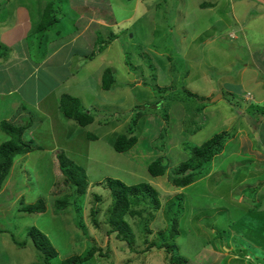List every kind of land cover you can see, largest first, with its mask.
Returning a JSON list of instances; mask_svg holds the SVG:
<instances>
[{"label": "rangeland", "instance_id": "1", "mask_svg": "<svg viewBox=\"0 0 264 264\" xmlns=\"http://www.w3.org/2000/svg\"><path fill=\"white\" fill-rule=\"evenodd\" d=\"M19 1L0 0V29L13 21L12 10ZM51 1L61 3V9L54 6L59 22L40 33L30 30L25 40H32L33 55L40 43L44 51L66 40L64 48L49 61L38 60L39 72L25 82L30 104L24 111L16 107L17 96H0V124L30 121L24 138L27 135L37 146L15 158L0 189V264L41 263L29 236L34 226L57 251L51 264L83 256L92 246L99 250L85 264H170L165 249L143 250L168 235L175 213L180 234L171 252L175 259L185 258L180 264H264V4L258 0ZM26 2L38 21L40 5ZM110 34L116 38L105 47L100 40ZM27 67L33 69L30 63ZM107 68L115 77L109 91L102 87ZM7 73V67L0 66V90L16 82L3 81ZM28 75L25 70V78ZM57 86L61 89L52 92ZM74 91L95 116L87 127L66 117L58 106V94ZM37 99L41 103L32 105ZM42 104L48 117L35 109ZM140 111L143 114L134 124ZM132 124L134 133L129 132ZM224 131H236V141L228 140L224 152L207 162L191 185L175 186V174L190 157V149ZM122 134L136 135L138 142L120 153L113 143ZM7 139L0 127V145ZM156 143L163 148H155ZM59 153L84 169L85 227L77 226L76 206L60 211L55 205L56 199L75 190L60 170ZM160 157L166 171L154 177L148 165ZM191 171L199 170L191 167ZM107 178L129 185L146 182L158 190L160 208L153 211L146 244L140 216L131 221L133 246L108 233L105 213L95 226L94 195H109ZM41 198L44 213L20 210ZM25 241V246L18 245ZM100 249L106 256L100 255Z\"/></svg>", "mask_w": 264, "mask_h": 264}, {"label": "trees", "instance_id": "2", "mask_svg": "<svg viewBox=\"0 0 264 264\" xmlns=\"http://www.w3.org/2000/svg\"><path fill=\"white\" fill-rule=\"evenodd\" d=\"M25 1H30L31 3L40 5L38 21L34 19L32 10L30 7H28L30 5H28L27 2L25 3ZM19 4L25 5V7L30 12L31 21H33L31 32L33 33H40L51 27L54 29L55 25L60 20L58 16L54 15L56 11L54 7L55 4L57 9H61L60 2L57 3L56 1L50 0V2H46V4H44L41 0H21L19 1ZM115 38L116 36L114 34H110L108 38H102L103 40H100V42H104L106 43L104 46H108ZM104 46L100 47V49L103 50L106 47ZM5 49L6 46L0 42V55H3L2 51ZM114 83L115 77L112 69H105L102 75L103 89L108 91L112 90L114 88ZM183 92L188 94L190 97L200 99L197 95L190 91L183 90ZM148 107L150 106L147 105V108ZM59 108L66 117L74 120L82 127H87L95 122L94 114L86 109L81 100L76 96L63 94L59 98ZM142 114V111L138 112V114L135 116V119L133 120L134 124H136V121L141 118ZM163 115L166 119H169V115L166 114L165 111L163 112ZM29 122L30 121H28L27 124L18 125L15 124L14 121L3 120L0 124L2 131L8 135V139L0 145V189L2 188L4 182L9 178L15 158L17 156H25L29 154L37 147L32 145V141L26 139L28 137L27 135L26 138H24V133L27 131V129L30 130L29 128L32 126V123ZM134 124H132L129 128L130 133L135 132ZM235 132L236 131H224L217 133L200 146L190 149V157L181 164L180 170L175 174L174 185L179 188L191 185L192 182H194L196 176L201 174V172L205 169L204 165L223 151L224 145L228 140L234 137ZM137 142L138 138L136 135L122 134L119 135L114 141L113 147L117 152H128L137 144ZM155 145L156 147H154L157 149L163 148L157 143ZM57 158L60 162L59 164L62 174L65 176V178L69 179L70 185L75 187V190L72 194H65L56 199L55 205L57 210L63 211L70 205L76 206V210L80 214V216L77 215V226L85 227L81 201L87 195L88 182L85 179L84 169L74 161L67 159L64 153H59ZM162 161L163 158L160 157L148 165V171L152 176L158 177L165 174L166 166L162 163ZM191 167L196 171H199H191ZM105 185L109 191V195L107 197H103L99 193L94 195L95 208L92 207L91 214L93 215V220L96 222L95 226L99 227V216L105 213L107 225L110 227L108 233H115L116 237L122 238L129 245L133 246L134 236L132 233L131 221L133 216H140L143 218L141 226L146 234L144 240V244H146L148 242L147 240L149 235L148 225L149 222L154 218L153 211L160 208L158 190L155 189L150 183L142 182L139 184L129 185L119 179L114 178H107L105 180ZM141 206H146V208H142ZM20 210L30 214H41L46 211V206L44 200L41 198L37 203L25 206ZM105 210L107 212H105ZM101 211L103 212L101 213ZM143 214L146 215L143 216ZM178 227V218L175 213L173 214L170 228L166 231L168 235H163V237L160 239V242H151L144 248L143 252L150 251L154 247L158 249H165L169 255L170 264H180L181 262H186L185 258L175 259L177 258L176 254L171 252V248L174 247V244L172 243L176 240V238H178L180 234ZM29 236H31V240L35 248L39 251L40 258H42L40 264H51V260L57 256V251L51 244V241L47 235L39 228L34 226L29 232ZM13 239L16 242V239ZM26 243V241L20 242L18 245L25 246ZM98 250L99 249L96 246H92L90 247V250L87 254L64 259L62 264H85L93 258L94 254L98 252ZM99 252L101 253L100 255L106 256V254L102 253L101 249Z\"/></svg>", "mask_w": 264, "mask_h": 264}, {"label": "crops", "instance_id": "3", "mask_svg": "<svg viewBox=\"0 0 264 264\" xmlns=\"http://www.w3.org/2000/svg\"><path fill=\"white\" fill-rule=\"evenodd\" d=\"M12 14H13V21L5 23L0 29V40L6 46V49L2 51L3 55H0V66L2 65L6 66L8 70V73L5 74V76L2 77L1 79L3 81H7V79H11L16 82L14 86L10 87L8 90H0V96H4L6 98L17 96L20 99L17 101L16 107L17 108L21 107L22 111H24L26 109L25 104H30L25 96V82L29 77L39 72L41 63H39L38 60L42 58L41 60H44L46 62L58 56V54L56 53H58V51L60 52V50L64 48L63 46L66 40H60L59 43H56L51 47V50L50 48H46V50L44 51L41 50L42 46L40 43V47H38V50L36 49L37 47L35 48V53L33 55V53L31 52L32 47L30 45L32 40H25L26 38L28 39L29 31L32 28V21L29 10L25 7V5L17 4L13 7ZM60 33L61 32H59V34ZM47 41L51 43H55V40H47ZM62 58L63 57H60V59ZM65 62L68 61L66 60ZM29 63L31 66H33L32 70H29V68L27 67V64L29 65ZM25 70L28 71L29 73V75L26 78H25ZM63 78L67 79L65 75L63 76ZM34 87L35 88L33 91L37 92L36 86ZM60 89L61 86H57L53 88L52 92L56 91L57 93V91ZM75 93L78 94L77 91H74L71 95L76 96ZM63 94L64 93L58 94L56 96V99L58 100V106H59V98ZM77 96H78L77 98H80L79 95ZM39 103H41V100L37 99L32 105ZM35 109L39 110L40 113L42 112L41 113L42 117H48V112L44 110L43 104L36 106ZM20 114L21 116L23 115L25 117V112H21ZM235 139L236 137L229 140V142L232 143V141H236ZM263 212L264 211H262L261 213Z\"/></svg>", "mask_w": 264, "mask_h": 264}, {"label": "water", "instance_id": "4", "mask_svg": "<svg viewBox=\"0 0 264 264\" xmlns=\"http://www.w3.org/2000/svg\"><path fill=\"white\" fill-rule=\"evenodd\" d=\"M258 1H260V2L264 3V0H258ZM221 96H222V95H219L218 97L214 98L212 101H216V100L220 99V98H221Z\"/></svg>", "mask_w": 264, "mask_h": 264}, {"label": "bare ground", "instance_id": "5", "mask_svg": "<svg viewBox=\"0 0 264 264\" xmlns=\"http://www.w3.org/2000/svg\"><path fill=\"white\" fill-rule=\"evenodd\" d=\"M49 60V59H48Z\"/></svg>", "mask_w": 264, "mask_h": 264}]
</instances>
